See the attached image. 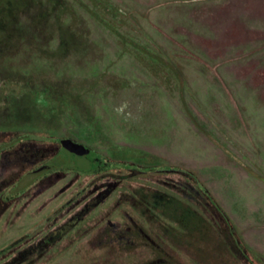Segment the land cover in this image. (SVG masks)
Wrapping results in <instances>:
<instances>
[{
  "label": "rangeland",
  "instance_id": "374dc122",
  "mask_svg": "<svg viewBox=\"0 0 264 264\" xmlns=\"http://www.w3.org/2000/svg\"><path fill=\"white\" fill-rule=\"evenodd\" d=\"M59 1L68 11L63 27L73 29L67 49L56 51L54 25L47 40L30 26L32 6L20 13L22 33L0 41V76H15L0 87V264L37 245L45 246L38 264L154 257L144 241L102 245L108 228L128 227L124 210L160 243L161 255L162 248L178 264H213L180 242L159 241L135 208L111 205L119 192L159 189L169 199L189 198L210 226H224L179 170L192 171L258 256L248 252L249 262L228 264H264V0ZM44 86L67 97L82 126L62 109L57 119L46 111L39 117L22 92ZM45 99L36 105L55 107ZM68 135L99 155L95 166L75 168ZM58 145L64 167L37 168ZM125 150L126 162L143 165L140 172L116 164ZM142 152L148 157H131ZM105 188L110 194L97 209L75 226H60Z\"/></svg>",
  "mask_w": 264,
  "mask_h": 264
},
{
  "label": "trees",
  "instance_id": "16d2710c",
  "mask_svg": "<svg viewBox=\"0 0 264 264\" xmlns=\"http://www.w3.org/2000/svg\"><path fill=\"white\" fill-rule=\"evenodd\" d=\"M28 6H32L34 9V14L29 18L28 22L32 28H35L37 33L45 36V40L50 37H46V33L50 25L55 26V31L59 38L58 47L56 51H62L67 49L69 34H73L72 28L63 27V16L67 13V7L61 3L59 0H0V41L5 38H10L12 34L17 36V32L22 33L18 28L19 16L21 11H24ZM46 19V23L45 20ZM37 20H42L43 23H39ZM54 22V24L52 23ZM45 25L47 27H45ZM52 29V28H51ZM70 50V48H69ZM1 72V71H0ZM1 74V73H0ZM13 76L4 75L0 76V87L11 86V80ZM2 78V79H1ZM5 78V79H4ZM49 86L31 88L25 90L23 95H29V104L36 106V109L39 111V117L41 119L45 118L43 111L48 112L55 119L60 117L59 110L68 111V116L70 119L75 121L78 127L83 125L82 115L76 113V108L72 105L71 102L65 97L60 91L55 89H49ZM23 91V90H22ZM13 92L12 89L6 91L5 93ZM4 93V92H3ZM43 95V96H42ZM48 97L49 102H54L55 107L50 108H41L36 104L46 100ZM46 103V102H45ZM41 104V103H40ZM42 105V104H41ZM16 116V115H15ZM14 116V117H15ZM17 116L15 117V119ZM29 119V118H28ZM33 120V119H32ZM30 121V120H29ZM70 136V135H69ZM98 161L96 160L91 167L95 166ZM106 166V165H105ZM105 166L103 168H105ZM109 167V166H108ZM168 168L167 165L164 166ZM107 169V166L106 168ZM183 174L190 178L193 181L194 188L196 193L198 192L201 196L206 198L207 203L206 208L211 213L213 220L218 221L217 218L220 217L224 226H210V220H207L200 211H198L194 205L190 204L188 201L189 198L180 199L175 197L165 200V215L170 221L174 222L172 226H162L158 221L152 222L150 217L145 215L150 221L153 229L156 230L155 236L161 242H166L167 238H170V241L184 245L186 248H190L195 253V256L198 260L208 258L211 259L214 264H228L231 262L238 263V259L243 258L248 261L247 253H251L253 256L258 257L252 249L243 241L242 236L236 226L227 218L224 211L216 200L209 194L207 189L203 187L200 182L197 180L192 171L189 170H179ZM145 191V189H142ZM102 194L99 198L95 199V202L91 205L92 211L95 207L99 206V203H102L106 199V194L109 193L110 189L105 188L101 190ZM139 191V190H137ZM141 191V192H143ZM104 192V193H103ZM194 197V195H193ZM197 198V196H196ZM138 207L147 206V198L145 196L139 195L135 197ZM125 200H128L125 198ZM127 202V201H126ZM204 205V206H205ZM177 224V225H176ZM69 229V228H67ZM63 230V231H67ZM181 233V237L177 236V232ZM112 232V237L110 236L107 240H102L100 238L103 246H111L124 249L126 247H131L134 244V241H144L148 245V248L154 253V257L145 260L132 262L130 264H178L175 262L171 256H168L164 249L161 248L163 254H160L158 248L160 243L149 240L146 234L140 226L137 227H126L120 231H115L112 227L107 229ZM64 233V232H63ZM61 233L56 238L45 239L46 244L55 243L60 239ZM166 238V239H165ZM46 245V246H47ZM156 245V246H155ZM113 246V247H114ZM112 247V249H113ZM162 247V246H161ZM45 248L37 245L33 246L30 250H19L17 251V261H10L8 264H38V259L41 251ZM36 253L31 261L26 262V257L29 253ZM39 255V256H38ZM228 256V257H226ZM201 262V261H200ZM249 262V261H248ZM41 264H44L43 262ZM88 264H116L108 261H98L93 260L88 262Z\"/></svg>",
  "mask_w": 264,
  "mask_h": 264
},
{
  "label": "flooded vegetation",
  "instance_id": "af4514ba",
  "mask_svg": "<svg viewBox=\"0 0 264 264\" xmlns=\"http://www.w3.org/2000/svg\"><path fill=\"white\" fill-rule=\"evenodd\" d=\"M64 138L70 139L71 143L82 145L87 150L85 156L89 160L90 167L86 168V169H81L75 164V168H77L78 170H81V171L88 170V169L91 168L92 164L96 160L99 161V159H100L99 155L98 156H94L92 154V149L91 148L81 144L74 137H71L69 135L63 137V139ZM58 151H59V145H58V149H57V151L55 153H52V155L49 158H47L45 161H42L40 163V166H36V167L37 168H39V167H43L44 168V166H49V168L46 171H44L45 173H48L50 171H54V169L56 167H64L66 162L65 161L64 162L59 161V159L56 157L57 154H58ZM123 152H124L123 153V158L120 159L119 163L117 162L116 164L125 166V167H127V169H130V170L134 169V170L140 172V170H142V168H143V165L138 164V163L135 164L134 161L136 159L133 162H131V163L126 162L128 160L127 159L128 157H126L128 155V152H127V150H125ZM129 155H131V154H129ZM71 156H73V155H71ZM136 156L137 157L138 156H142V157H146L147 156L148 157V155L144 154V152H142L139 155L138 154L133 155L131 157L132 158L133 157L136 158ZM69 159L71 160V157ZM138 160H139V158H138ZM73 162L75 163V160H73ZM62 164H64V165L62 166ZM133 164H135L136 166L132 167ZM52 165H54V166L52 167ZM164 166L165 165H163V167ZM13 183H14V185L16 184L15 182H13ZM142 189H145V188L137 187L136 190H134L133 192H128V191L119 192L117 194L116 198L113 200V202H111L112 203L111 205H113L112 207L113 208H120L122 206V204L125 203L128 206H130L131 209L135 208L138 211V214L143 216L144 219L150 221L145 216V215H147V216L150 217L152 222L158 221L162 226H165V219H164L165 218V200L168 198L167 195L163 191H161L159 189H155V190L154 189L153 190L145 189V191H143ZM137 190H139V191H137ZM141 191H143V192H141ZM101 194H102V191L97 192L95 194V196L92 198V202H90L89 204H88V202H86L83 206H81L79 208L78 212H75L73 214V216H71L66 222H64L60 226H75L76 224L80 223L84 219V217L86 215H89L90 213H92L93 210L97 209L98 206L95 207L92 211H90L91 210V205L95 202V199L99 198V196ZM104 194H106V197H107L110 194V192L109 193H104ZM139 195L145 196L147 198V206L146 207H138L136 205L137 201H136L135 197H138ZM125 198H127L128 200H125ZM122 215L129 222L128 224H126V226H140L138 223L136 224L133 221L132 216L129 215V211H125V210L122 211ZM105 222H107V223H105V226H118V224H116V223H112V222H108V221H105Z\"/></svg>",
  "mask_w": 264,
  "mask_h": 264
},
{
  "label": "water",
  "instance_id": "95a60500",
  "mask_svg": "<svg viewBox=\"0 0 264 264\" xmlns=\"http://www.w3.org/2000/svg\"><path fill=\"white\" fill-rule=\"evenodd\" d=\"M86 152L87 150L82 145H78V144L74 145L73 155H74L75 163L81 169H86L90 167L89 160L85 156Z\"/></svg>",
  "mask_w": 264,
  "mask_h": 264
}]
</instances>
